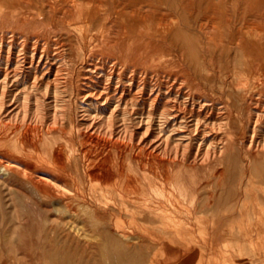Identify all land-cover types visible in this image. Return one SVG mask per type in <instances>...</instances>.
<instances>
[{"label":"bare ground","instance_id":"1","mask_svg":"<svg viewBox=\"0 0 264 264\" xmlns=\"http://www.w3.org/2000/svg\"><path fill=\"white\" fill-rule=\"evenodd\" d=\"M188 4L181 3L184 12H189ZM215 6L211 0L206 8L212 15L188 19L183 27L170 20V15L161 14L151 0H0V61L6 53L7 65L0 70V145L11 143L21 156L1 154L0 175L17 174L29 195L46 207L49 221L48 228L42 226L41 245L23 248L26 254L60 261L95 260L90 264H114L116 257L133 260L139 255V241L182 236L170 230L156 232L151 225L178 223L190 196L193 210L206 205L228 211L234 194L219 206L197 200L209 188L222 193V199L229 198L226 186L235 174L226 164L236 157L261 172L257 175L262 187L253 200L264 210V13H253L258 8L248 0L235 5L236 13L231 15L214 14ZM31 9H36L34 14ZM41 17L49 20L50 28H60L53 35L66 33L71 52L75 50L70 29L75 25L83 29L76 58H81L80 75L86 84L77 89L76 97L89 102L93 110L86 109L87 117L69 130L59 97L60 67L67 51L50 31L45 40L29 34L43 22ZM11 25L26 33L7 30ZM162 39H169L167 51L158 49ZM238 52L246 56L241 65L235 63ZM222 57L227 62L215 64ZM202 58L209 60L205 75L198 65ZM140 63L146 65L145 70L138 68ZM54 68V95L49 104L53 110L47 119L39 110L31 114L28 101L33 92L48 88L42 78ZM11 83L21 87L20 95L12 96L20 102L5 114ZM218 117H223L220 127L227 135L201 158L203 143L219 138L209 125ZM29 159L46 166L41 170ZM211 167L215 168L212 177L204 183L200 173ZM246 170L239 174L254 171ZM157 189L161 190L155 198ZM233 202L237 209L247 205L242 197ZM253 219L264 225V215Z\"/></svg>","mask_w":264,"mask_h":264},{"label":"rangeland","instance_id":"2","mask_svg":"<svg viewBox=\"0 0 264 264\" xmlns=\"http://www.w3.org/2000/svg\"><path fill=\"white\" fill-rule=\"evenodd\" d=\"M244 1H246V0H214L215 5H216L215 7L217 8V9L215 8L216 13H214V14H216V15L218 14V16L219 15L222 16V15L235 14L236 13L235 9H234L235 5L239 4V6H241L244 3ZM248 1L253 2V5H256L255 7L258 8L257 11H255V12L253 11V13H255V14L264 13V4L262 3L263 8H260L258 6L262 2V0H248ZM189 2H194V3L190 5V4H188ZM209 2H211V0L210 1L209 0H202V1L201 0H151V3H153L158 8H160L161 14L170 15V17H171L170 20H173V22L179 21L183 27L186 26V22L188 21V19L193 20V18H196V17L201 19L203 17L209 16V14L212 15V10L208 11V8H206L207 5L209 4ZM181 3H182V5H184V4L189 5V6L187 5L188 7L191 8V9L189 8V12L188 11L184 12L182 10L183 7H182ZM144 9L148 10L147 7H145ZM35 10L36 9H31V12L34 14ZM45 18L46 17H41L43 22H40L37 27H35L34 29H31L29 34H31L32 36H35V38L38 37V38L45 40L46 37H49L48 34L50 31V33H52L51 35H52L53 40L55 39L56 42L65 44V50L67 51V55H66L67 57L65 58L64 62L61 64V67H60L61 71L59 74V77H60L59 88L61 91L59 92V97L61 100L60 103L62 105L64 104L63 105V113H64L63 114L64 115L63 120L65 123L67 122V124H68V126H67V124H65L67 129L69 127L70 128L71 127L76 128V125L79 124L80 121H82V119L85 117V115L87 117L88 114L85 112L86 109L91 110V111L93 110L92 108L89 107V102L87 103V102H84L82 100L80 101L76 97L77 91H78L77 89L79 87L83 86V84H86V80H84V77L80 75V73H81L80 59L81 58L80 57L76 58V53H77L76 51L82 46V43H81L79 38L81 37V30H83V29L79 28L77 25L72 26V28L70 29L69 34H71V36H72L73 50H75L74 52L73 51L71 52L70 51V45L68 42V37H67V35H65L66 33L62 37L59 34L56 36L53 35V32L59 31L60 28L58 26L57 27L55 26V28L54 27L50 28L49 20H47V18H46V20H44ZM186 29H187V27H186ZM7 30H11V31L16 30V32L26 33V31L23 28H19V27L17 28V27H14L12 25L7 27ZM141 30L142 29H139V30L137 29L138 32ZM20 41H22V40L20 39ZM168 45H169V39H164V40L162 39V41L160 40V42H159L160 47L158 49L167 51ZM5 56H6V53H3L2 54V60L0 61V63H1L0 64V67H1L0 70L2 72L7 67ZM189 56H190L189 54H188V56H186L187 60H189ZM245 58H246L245 54L238 52L235 63L237 65H241L244 62ZM225 59H226L225 57H222L220 60L215 59V64L217 63L218 66H221V65L223 66L227 62ZM9 65H10V69L13 70L14 62L12 64H9ZM198 65L200 66L201 71L205 75V72H204L205 67L204 66L209 65V60L202 58ZM26 66L28 67V65H26ZM137 66L140 70H145V67H146V65H144L142 63L138 64ZM42 68H43V65L41 67H39V72L42 70ZM149 71H151V70L149 69ZM54 73H55V68H54V70L52 69L51 71H48V72L46 71L45 76L42 78V81L44 84L48 83L47 84L48 88L46 89L43 86L39 90L33 92L32 95L30 96L28 104L30 105V110H32L31 114H34L35 111L39 110L43 114L44 113L46 114V115L44 114V116H46L47 119L51 117L53 107L50 106L49 104L52 103L53 95H54V91H53L54 86H55V84L53 83ZM1 74L2 73H0V79L2 78ZM50 85H51V87H50ZM60 85H62V86H60ZM12 86H13V88L11 89ZM16 87L17 86L15 85V83H11V85L9 84L10 92L11 91L12 92L14 91V92L13 93L11 92L8 95V97L6 98L7 104L5 105V114L8 112H10V113L13 112V110L18 106L17 103L20 102V100H17V99L14 100L12 97L16 93H17V96L20 95L19 91H20L21 87L19 89H17ZM0 95H1V92H0ZM37 102H38V104H36ZM47 114H48V116H47ZM221 119H223V117H220V118L218 117V119L213 120V123H212L213 125L211 123L209 124L210 126L215 128V130L213 131L214 133H212V134L219 136V138L217 137L218 139H216V140L215 139L211 140L212 138L211 139L209 138L208 141H210L211 143L210 142L203 143V145L201 147V152H200L201 158L204 155L205 151H207V150L213 151L217 147V145L220 142L219 139L223 135H224V137H226L227 134L224 130L225 128L224 129L221 128L223 126V124L225 123V121H222ZM1 123L2 122H0V127L2 126ZM33 124L37 125L36 123H33ZM238 126L239 125L236 124V127H238ZM217 128H218V130H217ZM236 131H239L238 128L235 129V132ZM219 132H220V134H219ZM57 140H58V143L64 142L63 140H60V139H57ZM185 143H187L186 140H185ZM3 146L0 145V155L3 153L11 154V155L13 154V155L21 158L20 154L15 150V148L13 147V145L11 143H10V145H8V147L7 146L3 147ZM29 160L31 162L36 163V165L39 168H41V170H42V168H44L46 166L44 164H41V162L37 161L36 159H29ZM241 161L239 158L236 157V158H233V159L227 161V164H226V166H227L226 169L228 168V165L230 164L229 165L230 169L228 168V171L232 174H235V178L234 179L232 178V179L228 180V182H227L228 185L226 186V188H227L226 192H228L227 196L229 195V198L222 199L224 197V195H222V193H221V195H222V197H221L219 192L217 193L215 191L213 193V191L209 188L208 190L205 189L204 191H201L199 193L200 197L197 200V202L199 204L202 203L204 205V204H208V203H211V204L215 203L216 205L219 206L220 203L221 204L224 202L227 203V202L231 201V199H232V201L227 204L228 211H225L224 209L219 210L220 206L214 210L210 207L207 208L206 205L201 206L197 210H193L194 208L191 207V196H190L189 200L187 202H184V210L186 212L183 211L184 214L182 213L183 216L181 215V217H180L181 219L178 223L177 222H171L170 223L171 225H168L169 228L165 227L161 223V221L151 225L152 229L156 232H160L162 230H170L173 233L177 232L180 235L182 234V236L184 235V238H186V239H184L182 236H179L173 240H159V239H156V241L152 240L153 243L151 241H139V243H138L139 255L136 258H134L132 260V259H128L125 257H116L114 259V264H159L160 262L162 264H179V263L180 264H200V263L201 264H264V225L257 223L253 219L254 215L255 216L256 215H261V216L264 215V210L261 211L259 209V207L256 206V203L253 200V198H254L253 196H255L254 194H257L259 192V190H260L259 187L261 186L260 182L258 181L260 178V174L257 175V173H259L260 171L257 167H255L254 164H249L250 165L249 166V165H247L248 164L247 161H242V162ZM233 162H234V164H233ZM214 167H211L212 169L210 168L209 170H206V171H203L202 173H200V177L202 178V181L204 183L207 182L206 180L208 177L209 178L212 177ZM217 168H218V166H217ZM245 168L247 170L250 168L251 169L253 168L254 171L247 172L246 174L241 176L239 174V172ZM2 172L3 171H0V174ZM209 173H211V174H209ZM0 178H2V179H0V264H57V263L58 264H61V263L66 264L65 263L66 261L67 262L69 261L68 262L69 264H90V263H93L95 261L93 259L82 258V257H72V258H70V260L63 259V261L62 260L60 261L59 258L55 259V257H52V256L45 255L43 257H40L38 253L26 254L24 252L23 248L31 246V245H34L35 248H38L42 243V238H43L42 226L45 225L47 227L48 223H49V221L46 217V212L44 210V209H46V207L40 203V201H39L40 199L38 197L29 195V193L26 190L25 184L22 182V179L17 174H15V173H10L9 175H3L2 174V175H0ZM257 181L259 182L258 184H260V185L257 184L258 186L255 185L257 183ZM236 182H237V184H236ZM238 182H239V184H238ZM240 184H242V185L240 186ZM250 185H252V187ZM233 186H234V188H233ZM256 188H258V189H256ZM160 190H158V189L156 190L157 193L154 194V195H156V196H154L155 198L158 197L157 194H159ZM235 190H237L238 192ZM245 190H246V193H245ZM210 192H211V196L213 195L212 196L213 198L210 197V194H209ZM239 193H240V195H239ZM230 194H234V195H232L233 198H231V199H230V196H231ZM250 194L252 197L250 196ZM205 197H207V198L204 199ZM237 197L244 198L247 205L245 204L241 208L239 207V209H237L238 206H236V203L233 202V199L237 198ZM250 198H252V200ZM228 199H230V200H228ZM39 204H41V206ZM228 205H229V207H228ZM217 209H218V211H217ZM230 210H231V212H230ZM200 211L201 212L203 211V212L201 213ZM240 212H242V214ZM185 214L187 217L185 216ZM226 214L229 216L230 215H232V216H230V219H227L226 222H220L224 216H227ZM234 214H236V215H234ZM241 215H242V218H241ZM188 217L190 219H193V220H190V222H187V221H189ZM183 218H185V219H183ZM206 220L208 221V223ZM211 221H213V222H211ZM191 222H193V223H191ZM174 224H176V226ZM195 224H197V225H195ZM210 224L211 225L213 224V225L211 226ZM193 226H194V228H193ZM46 227H45V229H46ZM175 228H178V229H175ZM188 228H190L191 230H194V231H191L190 229L188 230ZM217 228H218V230H217ZM225 231H227V232H225ZM259 231H260V233L263 234V238H262V234L260 237ZM182 232H184V233H182ZM193 232H195V234ZM185 233H186V235H185ZM205 233H208V235L212 234L213 237H210ZM246 233L248 236L246 235ZM14 234H16V235H14ZM217 234H219V236H216ZM191 237H194L195 239L194 238L191 239ZM226 237L229 239H227ZM207 239L209 242L207 241ZM182 240H185V241H182ZM187 240H190V241H187ZM192 240H195V242ZM244 242H245V244H244ZM160 244H162V245H160ZM164 250H166V252ZM171 250L173 251V253ZM140 253H142V254L140 255ZM157 259H158V261H157ZM200 259H201V261H200Z\"/></svg>","mask_w":264,"mask_h":264}]
</instances>
